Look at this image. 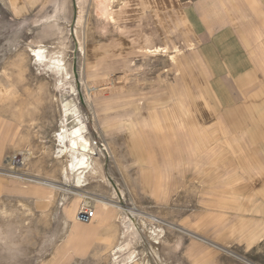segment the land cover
<instances>
[{
    "label": "crops",
    "instance_id": "crops-1",
    "mask_svg": "<svg viewBox=\"0 0 264 264\" xmlns=\"http://www.w3.org/2000/svg\"><path fill=\"white\" fill-rule=\"evenodd\" d=\"M33 1L0 0V12L26 16L40 5ZM105 6L99 10L93 0L95 35L85 33L76 57L91 75L131 77L120 103L97 112L103 120L118 119V135L106 141L108 181L139 207L156 211L173 207L189 186L203 188L205 172L213 189L230 186L237 172L250 177L245 185L264 187L258 179L264 177V0H117ZM221 171L228 175L222 181ZM219 193L217 201L212 193L211 206L218 213ZM257 195L264 200V193ZM245 196L251 201L255 194ZM259 202L249 213L260 215L252 232L258 239L257 228L264 230ZM69 211L59 213L65 225L73 223ZM98 215L91 229L109 223L102 209Z\"/></svg>",
    "mask_w": 264,
    "mask_h": 264
},
{
    "label": "rangeland",
    "instance_id": "rangeland-1",
    "mask_svg": "<svg viewBox=\"0 0 264 264\" xmlns=\"http://www.w3.org/2000/svg\"><path fill=\"white\" fill-rule=\"evenodd\" d=\"M31 1V4L35 3ZM38 1L40 5L26 16L22 14L18 18H10L5 8L2 14L0 12V202H4L6 209L11 205L9 210H13V218L0 222V237L6 238L0 243V264H111L110 248L107 246L98 252L96 247L99 243L108 245L111 241L122 240L118 226L123 213L128 214L140 228L139 239L134 244L139 257L133 264H143V260L149 264H264V230L257 228L255 235H259V239L252 233L260 215L249 216L256 209L258 197V207L260 210L263 208L264 200L256 194L264 193V187L245 185L249 182L248 176L246 178L237 172L230 176L234 177L230 186L213 189L205 172L203 188L195 185L183 189L178 195L181 196L178 203L170 208L164 207L162 211L139 207L123 189L118 191L114 182L105 185L91 178L87 186L77 188L73 181L62 179V159L56 157L53 141L58 111L51 97L61 95L75 103L84 118L91 144L103 154V174L106 177L112 160L111 148L106 141L118 135V119L105 117L103 120L97 112L108 109V106L111 110L113 104L117 106L120 103L131 77L114 71L102 77L89 74L80 57H76L77 53L74 56V42L69 29L71 0H47L44 4ZM56 2L60 10L57 24L42 22L41 18L53 13ZM76 2L78 9L73 33L78 50H81L85 33L90 38L95 35L93 0ZM54 40L63 42L60 50L67 67L66 78L75 86V92L67 86V92L61 94L54 89L56 73L35 67L29 47H35L36 41L49 44ZM27 150L33 152L32 156L21 161ZM11 172L25 178L10 177L8 173ZM225 174L221 171V181L228 176ZM250 176L252 182L258 179L264 182L263 176L258 179L254 178L255 175ZM36 180L44 183H37ZM217 190L220 192V213L212 209V193L215 191L217 201ZM83 191L102 195L105 201L110 200V203L120 207H107L112 215L107 226L102 224L90 228L98 223L95 219L98 204L93 202L85 204L79 201L73 210V223L66 226L62 221L59 216L62 197H67L69 204L75 192ZM249 192L255 196L251 197V201H245ZM14 198L24 199L29 206L13 207ZM200 199L210 203L206 207L201 202L197 203ZM229 202L234 203L230 205ZM82 204L95 210L93 221L89 224L76 219L75 213ZM244 208L249 212L244 217H237ZM139 215H148L154 220L150 222L146 219L148 230L140 227L142 216ZM158 226L164 230L163 236L154 230ZM75 228L85 231L77 234ZM52 233L53 237L56 235L54 243L47 248L45 244L50 242ZM178 236L181 240L185 236L183 245H189L191 254L185 253L182 243L179 252L169 253L172 241Z\"/></svg>",
    "mask_w": 264,
    "mask_h": 264
},
{
    "label": "bare ground",
    "instance_id": "bare-ground-1",
    "mask_svg": "<svg viewBox=\"0 0 264 264\" xmlns=\"http://www.w3.org/2000/svg\"><path fill=\"white\" fill-rule=\"evenodd\" d=\"M114 1H117V0H96L99 10H100V7L106 8L105 5L107 2H114ZM56 3L57 5L55 6L53 13L50 16H45L41 18L42 22H46V23L54 22L55 24H57V21L59 20V18L57 17V14L59 13L60 10L58 6L59 3L58 2ZM101 13L102 11L100 12V14ZM42 42L36 41L35 47L33 48L28 46L34 57L33 61H34L35 67H37L39 70L52 71V73L53 72L56 73L57 79L54 82L55 84L54 89H57V91L60 92L61 94L67 92V86H69L71 90L75 92L76 91L75 86L72 83H70V81L68 82L66 78V75L68 74L67 67L64 66L62 54H61L62 50H60L63 45L62 40H54L52 43H49V44H44ZM81 48L82 47L80 44V49ZM51 100H52V103H54L55 106L57 107V111H58L56 112V114L58 113V119H57V127L54 129V132H53V141H54L55 150H56L55 154H57V156L56 155L55 156L56 157L59 156L62 159V168H61L62 179L64 181H71V182L73 181L75 187L77 188L87 186L89 184L88 181H91L93 179H98L100 182L104 183L105 185L109 184L110 181H108L107 177H105V175L103 174V165H102L103 154L101 153L99 149H97V147L91 144L92 139H91L89 132L87 131L84 118L80 114L77 106H75V103L72 100H66L61 95L58 97L53 96L51 97ZM43 149L44 148H42L41 150ZM42 152H45V151L43 150ZM32 154H33L32 151L27 150L26 153L22 155L21 161H24L25 159L30 158ZM11 162L12 161H10V163ZM20 173L22 175L23 171ZM8 174H10L9 176L13 178L15 177L21 178L20 180L25 178L23 176L22 177L19 176L20 174L18 175L17 173L11 172ZM33 180L35 179L33 178ZM36 182L44 183V181L42 180H39V181L36 180ZM84 192L85 191L75 192L74 193L75 197L73 198V201H71L69 204H68L69 201L67 202L68 200L67 197L63 196L61 199L60 206L64 209L69 208L70 211L67 216H70L72 219H73V216H72L73 210L79 201L84 202L85 204H89L91 202L98 204L96 206L97 207L96 209L97 218L99 217L98 209H102L105 215L104 218L106 220V223L110 222V220L112 219V215H110L109 209L107 207L113 206L117 209H120L118 205L110 203V200L105 201V198L102 195L95 194L90 191L89 192L86 191L85 193ZM14 199L15 200H13V204H12L14 205L13 207H16V206L23 207V206L28 205V202L22 198H14ZM0 203H1L0 222L1 221L4 222L5 220L7 221L8 219H10V217H12L11 212H13V210L12 211L9 210L11 205L8 206L9 209H6L4 202H0ZM12 209H15V208H12ZM139 216H142V215H139ZM146 219L150 220V222H153L154 220L148 215L142 216L140 227L148 230L147 228L148 222L146 221ZM69 225H70V222H69ZM139 229L140 228L133 222V220L128 214L126 213L122 214V218L118 226V230L120 231V234H121L120 236L122 237V240L115 241V242L111 241L107 245L108 246L107 248H110L109 255H110L111 264H133L137 260V257L139 256H137L138 251L136 250V247L134 246V244H136L139 239V232H140ZM152 229L154 228L152 227ZM154 230L156 231L158 230L159 236H163L164 230L160 226H158L157 228L155 227ZM4 238L5 237H0V243L4 240ZM181 241L182 240L180 237L179 238L176 237L174 239V242L172 241V245L169 244V246L170 245L172 246L173 252L175 250L178 251L180 249ZM189 251H191L189 252V254H191L192 250L190 249ZM141 263L149 264L147 260H143Z\"/></svg>",
    "mask_w": 264,
    "mask_h": 264
},
{
    "label": "built area",
    "instance_id": "built-area-1",
    "mask_svg": "<svg viewBox=\"0 0 264 264\" xmlns=\"http://www.w3.org/2000/svg\"><path fill=\"white\" fill-rule=\"evenodd\" d=\"M93 211L91 206L82 204L75 213L76 219L82 223H87L93 217Z\"/></svg>",
    "mask_w": 264,
    "mask_h": 264
},
{
    "label": "water",
    "instance_id": "water-1",
    "mask_svg": "<svg viewBox=\"0 0 264 264\" xmlns=\"http://www.w3.org/2000/svg\"><path fill=\"white\" fill-rule=\"evenodd\" d=\"M71 4H72V14H71V22L69 24V29H70V33H71V36L73 38V42H74V46H73V50H74V56L76 55L77 53V48H78V45H77V41H76V38H75V35L73 33V28H74V25H75V22H76V19H77V2L76 0H71Z\"/></svg>",
    "mask_w": 264,
    "mask_h": 264
}]
</instances>
